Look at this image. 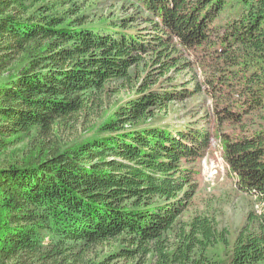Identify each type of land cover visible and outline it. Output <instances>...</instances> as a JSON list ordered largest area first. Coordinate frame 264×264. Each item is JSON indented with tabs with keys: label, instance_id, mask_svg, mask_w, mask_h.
Segmentation results:
<instances>
[{
	"label": "trees",
	"instance_id": "1",
	"mask_svg": "<svg viewBox=\"0 0 264 264\" xmlns=\"http://www.w3.org/2000/svg\"><path fill=\"white\" fill-rule=\"evenodd\" d=\"M200 93L203 121L161 120ZM214 138L263 207L231 242L194 202ZM115 241L152 264H264V0H0V264Z\"/></svg>",
	"mask_w": 264,
	"mask_h": 264
},
{
	"label": "rangeland",
	"instance_id": "2",
	"mask_svg": "<svg viewBox=\"0 0 264 264\" xmlns=\"http://www.w3.org/2000/svg\"><path fill=\"white\" fill-rule=\"evenodd\" d=\"M49 1V0H48ZM95 9H103L101 4H97ZM105 11H113L114 16H119L131 9L123 12L120 9V4H116L112 9L106 7ZM148 68H145L144 71ZM145 71V72H146ZM191 76L188 71H182L179 75V80H187ZM124 98V93L119 92L110 96L109 105L116 103L118 99ZM210 99L202 93L191 97L183 102L173 103L168 110V113L161 119L166 122L176 124L185 123L188 120L198 119L203 121V116L208 115L207 111L210 108ZM202 116V117H201ZM85 129V124L80 120L73 129H62L60 135L64 140L74 138L75 134L80 133ZM68 138V139H67ZM221 142L219 138H214L211 147L205 152L200 162V181L199 187L194 198L195 204L199 205L200 209L208 208L216 220L218 228L225 229L230 242L236 237L239 230L246 226L247 217L251 213L259 214L263 211V207L258 203L254 196L240 191L236 185V178L230 172L229 167L224 161L222 155ZM21 151H19L20 153ZM206 166L211 164L216 173L211 176L205 172L204 161ZM202 170V171H201ZM119 247H124L119 241L108 242L92 248L84 258L85 263L93 262L98 264H136L138 261L141 264H152L153 260L150 258L143 259L135 257L132 259L126 258L121 255H115ZM19 264H33L32 262L21 259Z\"/></svg>",
	"mask_w": 264,
	"mask_h": 264
},
{
	"label": "built area",
	"instance_id": "3",
	"mask_svg": "<svg viewBox=\"0 0 264 264\" xmlns=\"http://www.w3.org/2000/svg\"><path fill=\"white\" fill-rule=\"evenodd\" d=\"M204 165H205V169H206L205 172L208 173V175L210 176V179H211V175H214L216 173V169H213L212 166H206V160L204 161Z\"/></svg>",
	"mask_w": 264,
	"mask_h": 264
},
{
	"label": "bare ground",
	"instance_id": "4",
	"mask_svg": "<svg viewBox=\"0 0 264 264\" xmlns=\"http://www.w3.org/2000/svg\"><path fill=\"white\" fill-rule=\"evenodd\" d=\"M208 166H211V164L210 163H208ZM212 176V175H211ZM210 177V176H209Z\"/></svg>",
	"mask_w": 264,
	"mask_h": 264
}]
</instances>
